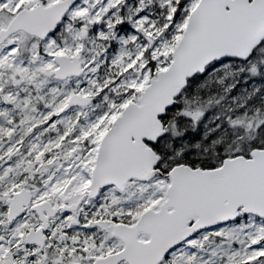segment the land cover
Instances as JSON below:
<instances>
[{
	"label": "snow or ice",
	"instance_id": "1",
	"mask_svg": "<svg viewBox=\"0 0 264 264\" xmlns=\"http://www.w3.org/2000/svg\"><path fill=\"white\" fill-rule=\"evenodd\" d=\"M0 264H264V0H0Z\"/></svg>",
	"mask_w": 264,
	"mask_h": 264
}]
</instances>
